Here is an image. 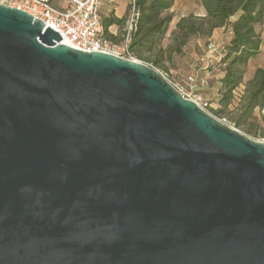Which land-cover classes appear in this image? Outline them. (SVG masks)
Segmentation results:
<instances>
[{"label":"water","instance_id":"1","mask_svg":"<svg viewBox=\"0 0 264 264\" xmlns=\"http://www.w3.org/2000/svg\"><path fill=\"white\" fill-rule=\"evenodd\" d=\"M0 264H264V144L0 4Z\"/></svg>","mask_w":264,"mask_h":264},{"label":"trees","instance_id":"2","mask_svg":"<svg viewBox=\"0 0 264 264\" xmlns=\"http://www.w3.org/2000/svg\"><path fill=\"white\" fill-rule=\"evenodd\" d=\"M173 1L135 0L138 21L136 28L130 32L128 44L132 58L165 70V61L170 62L173 56L181 54L191 39L209 38L217 31L224 32L225 41L218 46L217 53L218 66L222 68L218 80L219 108L210 111L213 115L226 116L227 109L233 107L234 111L235 107L236 115L231 120L236 128H241L254 119L256 110L264 109L263 69H256L252 79L236 96L244 79L245 67L262 47L258 27L264 25V0H199L204 15L182 17L168 35L173 20L169 12ZM126 19L112 15L101 19L103 34L109 41L115 44L117 40H124ZM112 26L117 28L116 34L110 33Z\"/></svg>","mask_w":264,"mask_h":264},{"label":"rangeland","instance_id":"3","mask_svg":"<svg viewBox=\"0 0 264 264\" xmlns=\"http://www.w3.org/2000/svg\"><path fill=\"white\" fill-rule=\"evenodd\" d=\"M56 1L57 0H51L53 4H56ZM176 3L172 12L176 20H178V17L181 15L183 17L203 16V9L199 0H177ZM258 29L262 33V52L254 59L250 60L245 67L243 82L236 92L237 97L242 92L241 90L244 84L252 79L254 71L258 68L264 70V26H259ZM224 41L225 34L222 31H217L209 38L197 37L191 39L187 45L183 47V52L181 54L173 56L170 62L165 61V70L157 69L152 65H146L158 71L163 78H166L167 81L179 93H183L186 98L195 100V96H201V99L207 103L205 111L214 116L217 120L247 135L255 141H260L264 134V109L256 110L254 119L249 120V122L241 128H236L234 122L231 120V118L236 115L235 107L234 111L233 107H229L227 109L228 115L226 116L213 115L212 111H210L211 109L219 108L218 97L215 95V88L222 74V68L218 66L219 57L217 53L219 50L218 46L224 43ZM120 43L121 40L115 42L117 45H120ZM134 60L139 61L136 58Z\"/></svg>","mask_w":264,"mask_h":264},{"label":"built area","instance_id":"4","mask_svg":"<svg viewBox=\"0 0 264 264\" xmlns=\"http://www.w3.org/2000/svg\"><path fill=\"white\" fill-rule=\"evenodd\" d=\"M128 3L130 10L126 19V36L120 45H117L103 34L100 19L101 0H69L67 8L54 7L49 0H0V4L23 10L57 32L64 45L86 53H109L135 61L129 52L128 44L130 32L137 26L138 11L135 0H128ZM182 95L186 98L183 93ZM195 97V100L187 99L205 110L207 105L201 96ZM260 142L264 144V137Z\"/></svg>","mask_w":264,"mask_h":264},{"label":"crops","instance_id":"5","mask_svg":"<svg viewBox=\"0 0 264 264\" xmlns=\"http://www.w3.org/2000/svg\"><path fill=\"white\" fill-rule=\"evenodd\" d=\"M176 1L177 0L173 1V6H172V8L169 11L171 14H172V12H173L176 4H177ZM50 2H51V0H50ZM68 3H69V0H57L56 4H53L51 2V4L54 7H57V8H67V7H69ZM101 5H102V7L100 9V19H102V18H104L106 16H111V15L119 19V18H122V17H127L128 14H129L128 0H101ZM203 15H204V12H203ZM182 17L183 16L181 15L180 17H178V20H176L174 18V15L172 14L173 20H172V22L169 25L168 32H167L168 35L175 29L176 23ZM109 31L112 34H116L117 33V28L112 26V27L109 28ZM261 35H262V33H261ZM261 52H262V47H261L260 53ZM219 87H220V83L217 82V85H216V88H215V92H216L215 95L217 97L219 96V92H218V88Z\"/></svg>","mask_w":264,"mask_h":264}]
</instances>
